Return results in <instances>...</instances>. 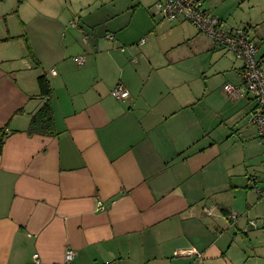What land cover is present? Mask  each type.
Here are the masks:
<instances>
[{
  "label": "crops",
  "instance_id": "obj_1",
  "mask_svg": "<svg viewBox=\"0 0 264 264\" xmlns=\"http://www.w3.org/2000/svg\"><path fill=\"white\" fill-rule=\"evenodd\" d=\"M157 1L0 0L22 30H0V264H63L68 249L70 264H264V151L253 125L233 121L255 103L207 82L191 91L188 57H235ZM200 2L246 31L264 67V0ZM162 22L178 28L169 41ZM232 61L223 86L240 84ZM40 79L52 136L27 133ZM117 85L128 99L111 96ZM216 97L237 112L212 110ZM190 248L199 255L174 254Z\"/></svg>",
  "mask_w": 264,
  "mask_h": 264
},
{
  "label": "built area",
  "instance_id": "obj_2",
  "mask_svg": "<svg viewBox=\"0 0 264 264\" xmlns=\"http://www.w3.org/2000/svg\"><path fill=\"white\" fill-rule=\"evenodd\" d=\"M153 9L161 14L168 21H186L194 26L200 33L209 37L215 48H225L231 52L235 59L242 63L240 69V84L238 86L224 85L223 90L231 99H239L244 93L252 97L255 105L249 113L248 122L256 128L257 138L264 148V67L261 62L255 59L257 47L247 36L246 31L241 28L234 30L225 29L221 22L211 17L203 9L200 0H159L153 5ZM108 40L113 41L112 35H107ZM123 50V49H121ZM78 64H82V58H76ZM54 74L53 71H51ZM111 96L119 101L128 99L129 93L122 85L115 86ZM258 195L264 196V188L257 189ZM98 209L102 210L100 206ZM235 214L228 216L234 220ZM198 256V252L187 249L174 253ZM74 252L70 249L64 253L63 264H70L73 260ZM37 263V255L33 256Z\"/></svg>",
  "mask_w": 264,
  "mask_h": 264
},
{
  "label": "rangeland",
  "instance_id": "obj_3",
  "mask_svg": "<svg viewBox=\"0 0 264 264\" xmlns=\"http://www.w3.org/2000/svg\"><path fill=\"white\" fill-rule=\"evenodd\" d=\"M15 9V6L11 3V2H7L5 4H0V30L4 29V28H8L11 31V34L14 35L16 33H22V30L20 29V25L18 24L19 21L17 19V17H15L14 15H12V11ZM51 24L53 23H48L47 26H52ZM175 27H173L171 24H169L168 22H162L159 24L158 29H157V34L158 36L163 39V40H171L173 38V36L177 33L174 32L176 31L178 28L174 29ZM110 34V33H107ZM224 50V49H222ZM220 52V51H219ZM188 53H186L187 55ZM232 54V53H231ZM194 56V57H192ZM217 55L213 56L212 52H203L197 55H191L188 58H192L189 60V65H186V72H190L191 73V78L192 80H197V82L195 81L192 82V86L190 87L191 91L194 90V88L198 87V92H200V89H202L203 85L205 82H207V90L211 91V90H218L221 89L223 90L222 86L225 82V79L229 78L228 81L230 83L234 82L233 78L235 80V77H232L233 71H232V63L235 59L230 58V56L228 55H221L218 54V58H215ZM258 57L260 56V54L258 53L257 55ZM233 57V56H232ZM240 61H239V65H240ZM199 71L198 74H196L195 72ZM197 83V84H196ZM223 93V92H222ZM186 94H189V92L187 91V87H186ZM214 100H216L215 103L211 104L212 105V110H217L220 111L222 110L223 112H227L229 109L230 113L234 112V114L237 112L236 109H233L232 104H230V106L227 107V104L222 103L219 97H216ZM252 106V105H251ZM201 108H203L205 111H212L209 109V105H208V101L204 102L203 105L201 106ZM249 106H245L244 109L239 113V111L233 116V121L234 123H240L242 125H247L246 123L248 122V117L249 114H247V112L250 110L248 109ZM251 108V107H250ZM232 109V111H231ZM250 124V123H249ZM257 138V136H256ZM258 142L259 139L257 138ZM263 148V146H261ZM264 151V148H263ZM252 193L254 195H256L255 192L252 191ZM264 201V200H263ZM263 201H259L258 202V206L262 205V203H264ZM261 203V204H260ZM260 208H253V211H255L257 214H259V212L263 211V206H259ZM251 211V210H250ZM249 216L251 217V212L249 213ZM253 219V217H251Z\"/></svg>",
  "mask_w": 264,
  "mask_h": 264
},
{
  "label": "trees",
  "instance_id": "obj_4",
  "mask_svg": "<svg viewBox=\"0 0 264 264\" xmlns=\"http://www.w3.org/2000/svg\"><path fill=\"white\" fill-rule=\"evenodd\" d=\"M39 86L41 90V95L46 97L44 103L41 107L33 114L30 118L29 127L27 133L30 135H41V136H52L54 135L53 125H52V110L49 103L50 89L48 84L40 79ZM1 145V142H0ZM260 201L264 200V196L259 195ZM238 214L236 218L232 221L228 219L231 223L235 224L238 219ZM252 227L256 226L255 221H250ZM264 231V227H262Z\"/></svg>",
  "mask_w": 264,
  "mask_h": 264
}]
</instances>
